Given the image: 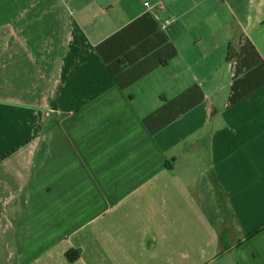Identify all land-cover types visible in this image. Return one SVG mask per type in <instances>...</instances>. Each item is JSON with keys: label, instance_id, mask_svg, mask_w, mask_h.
<instances>
[{"label": "crops", "instance_id": "crops-1", "mask_svg": "<svg viewBox=\"0 0 264 264\" xmlns=\"http://www.w3.org/2000/svg\"><path fill=\"white\" fill-rule=\"evenodd\" d=\"M0 264H264V0H0Z\"/></svg>", "mask_w": 264, "mask_h": 264}, {"label": "rangeland", "instance_id": "rangeland-1", "mask_svg": "<svg viewBox=\"0 0 264 264\" xmlns=\"http://www.w3.org/2000/svg\"><path fill=\"white\" fill-rule=\"evenodd\" d=\"M51 128H53L52 125H51ZM44 139H45V137H44ZM41 144L42 145H40V150L44 151V149H45V147H44L45 141L42 140ZM46 150H48V148ZM81 151L84 153V151L82 149H81ZM75 158H77V157H75ZM74 162H75V164H73L72 172H73V175H74V179L76 181L75 182L76 184L75 183H73V184H75L76 188L73 187V185H72V187L76 189V190H74V192H76V193L77 192L78 193L81 192L82 193V190H83L82 188L85 187V184L88 185V186H91L90 185V181H87L88 180L87 171L82 168V165L78 166L79 165L78 160L75 159ZM86 182H88V184ZM195 187H196V185H195ZM67 188H68L67 190H70L69 184H68ZM83 194H84V196L86 195L85 192ZM196 196H200L199 197L200 198L199 202H201V203L203 202L202 205H203V209H204L203 210V213L205 215L204 217H205V219H207L209 221V223L213 227L216 225V223L220 224L218 222H220L221 220L230 219L229 211L227 210V206L222 200H219L218 195L214 194V197H212L211 199H210L209 195H207V198L201 199V193H198ZM216 201L219 203V207H215L214 206ZM82 205L84 207L86 206V201L85 200H83ZM46 222H50V217L48 215H47ZM44 224L48 225L46 223H44Z\"/></svg>", "mask_w": 264, "mask_h": 264}, {"label": "trees", "instance_id": "trees-1", "mask_svg": "<svg viewBox=\"0 0 264 264\" xmlns=\"http://www.w3.org/2000/svg\"><path fill=\"white\" fill-rule=\"evenodd\" d=\"M71 254H72V253H68V257H69L71 260H73V258L71 257Z\"/></svg>", "mask_w": 264, "mask_h": 264}, {"label": "built area", "instance_id": "built-area-1", "mask_svg": "<svg viewBox=\"0 0 264 264\" xmlns=\"http://www.w3.org/2000/svg\"><path fill=\"white\" fill-rule=\"evenodd\" d=\"M145 5H146V7H148V8L150 7V4H149V3H146Z\"/></svg>", "mask_w": 264, "mask_h": 264}]
</instances>
